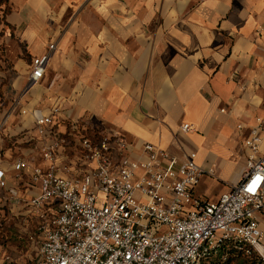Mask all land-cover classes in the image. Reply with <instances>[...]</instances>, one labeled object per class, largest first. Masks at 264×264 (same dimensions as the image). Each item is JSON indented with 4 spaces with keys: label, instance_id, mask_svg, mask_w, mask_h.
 <instances>
[{
    "label": "crops",
    "instance_id": "obj_1",
    "mask_svg": "<svg viewBox=\"0 0 264 264\" xmlns=\"http://www.w3.org/2000/svg\"><path fill=\"white\" fill-rule=\"evenodd\" d=\"M50 44L42 78L29 84ZM0 50V264H32L55 214L30 205L35 169L80 180L95 167L72 125L94 140L122 136L133 158L145 144L180 161L195 153L214 175L193 194L214 201L239 181L244 141L264 122V0H7ZM57 109L40 136L36 122ZM55 138L63 143L51 162L43 155Z\"/></svg>",
    "mask_w": 264,
    "mask_h": 264
},
{
    "label": "built area",
    "instance_id": "obj_2",
    "mask_svg": "<svg viewBox=\"0 0 264 264\" xmlns=\"http://www.w3.org/2000/svg\"><path fill=\"white\" fill-rule=\"evenodd\" d=\"M54 49L50 44L44 56L33 59L29 84L42 78ZM57 111L36 122L40 136L48 129L52 133ZM72 129L95 167L80 180L59 176L53 166L35 169L40 191L30 205L41 214L51 204L55 214L41 227L32 264H225L228 248L254 254L264 264L263 121L244 141L248 153L239 181L214 201L193 194L204 174L214 175L196 163L195 153L180 161L145 144L141 156L133 158L120 135L94 140L78 132V125ZM182 130L191 128L184 124ZM62 143L59 138L48 143L44 159L53 162ZM2 177L0 172V185Z\"/></svg>",
    "mask_w": 264,
    "mask_h": 264
},
{
    "label": "trees",
    "instance_id": "obj_3",
    "mask_svg": "<svg viewBox=\"0 0 264 264\" xmlns=\"http://www.w3.org/2000/svg\"><path fill=\"white\" fill-rule=\"evenodd\" d=\"M4 3H7V0H0V5ZM225 253L228 255V260L225 264H229L231 261L239 259H243L241 264H260L259 260L254 254L247 256L244 253L237 252L231 248L226 249Z\"/></svg>",
    "mask_w": 264,
    "mask_h": 264
},
{
    "label": "rangeland",
    "instance_id": "obj_4",
    "mask_svg": "<svg viewBox=\"0 0 264 264\" xmlns=\"http://www.w3.org/2000/svg\"><path fill=\"white\" fill-rule=\"evenodd\" d=\"M102 202H103V197L100 196V199L98 200L97 205H101ZM242 262H243V259H239V260H233L229 264H241Z\"/></svg>",
    "mask_w": 264,
    "mask_h": 264
}]
</instances>
